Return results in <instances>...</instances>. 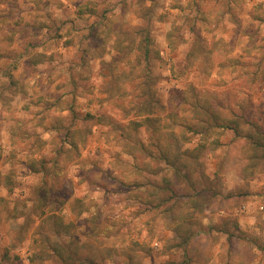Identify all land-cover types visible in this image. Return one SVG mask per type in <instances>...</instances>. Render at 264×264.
Listing matches in <instances>:
<instances>
[{
	"label": "rangeland",
	"instance_id": "374dc122",
	"mask_svg": "<svg viewBox=\"0 0 264 264\" xmlns=\"http://www.w3.org/2000/svg\"><path fill=\"white\" fill-rule=\"evenodd\" d=\"M9 1L0 264H264V0Z\"/></svg>",
	"mask_w": 264,
	"mask_h": 264
},
{
	"label": "crops",
	"instance_id": "0c3cea01",
	"mask_svg": "<svg viewBox=\"0 0 264 264\" xmlns=\"http://www.w3.org/2000/svg\"><path fill=\"white\" fill-rule=\"evenodd\" d=\"M88 10H90V12H87L86 14L91 13V8H89ZM16 11H14V8L11 7V1L0 0V108L3 107L2 109L8 106L7 102H5V98L10 95L12 89H15V86H13L12 84V79H15L14 72L16 70H19V64H22V66L24 64L27 65V62L30 59L29 56L26 55L28 54V45L25 41L20 44L23 39L24 30L27 28V23L22 18L25 12H23L21 9H18ZM15 14L17 15V19L14 20L12 19V16H14ZM42 26L45 28L44 25ZM66 27L69 28L70 26L68 25ZM53 39L54 38L52 35L45 36L44 38H41L39 40V44L38 42H36L35 44H29L30 47L35 46L34 51L30 52L34 54L36 51H41V45L49 44V42H51ZM63 39H66V36ZM17 94H20L21 98L24 97L23 93L20 90L17 91ZM10 125L11 123L9 120H0V137H3L4 135L9 137L11 135ZM234 185L235 184H227L229 188L233 187ZM221 213L224 214V210L221 209ZM205 219L207 218L205 217ZM182 261L183 264H185L186 262H188V259L185 257L179 262V264Z\"/></svg>",
	"mask_w": 264,
	"mask_h": 264
},
{
	"label": "built area",
	"instance_id": "2783aa9c",
	"mask_svg": "<svg viewBox=\"0 0 264 264\" xmlns=\"http://www.w3.org/2000/svg\"><path fill=\"white\" fill-rule=\"evenodd\" d=\"M154 244L157 245V242H155Z\"/></svg>",
	"mask_w": 264,
	"mask_h": 264
},
{
	"label": "trees",
	"instance_id": "16d2710c",
	"mask_svg": "<svg viewBox=\"0 0 264 264\" xmlns=\"http://www.w3.org/2000/svg\"><path fill=\"white\" fill-rule=\"evenodd\" d=\"M173 264V263H172Z\"/></svg>",
	"mask_w": 264,
	"mask_h": 264
}]
</instances>
